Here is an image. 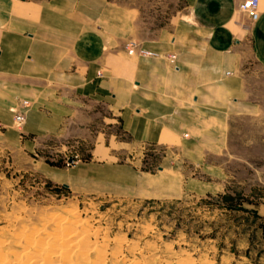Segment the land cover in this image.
I'll list each match as a JSON object with an SVG mask.
<instances>
[{
    "label": "crops",
    "instance_id": "0c3cea01",
    "mask_svg": "<svg viewBox=\"0 0 264 264\" xmlns=\"http://www.w3.org/2000/svg\"><path fill=\"white\" fill-rule=\"evenodd\" d=\"M171 1L0 0V143L80 133L85 156L44 163L65 186L219 191L233 120L261 110L249 84L264 83V0L253 22L242 0Z\"/></svg>",
    "mask_w": 264,
    "mask_h": 264
},
{
    "label": "rangeland",
    "instance_id": "374dc122",
    "mask_svg": "<svg viewBox=\"0 0 264 264\" xmlns=\"http://www.w3.org/2000/svg\"><path fill=\"white\" fill-rule=\"evenodd\" d=\"M158 1L154 13L174 7ZM249 86L261 110L233 120L214 193L143 199L114 186H65L44 163L85 156L80 133L45 137L32 149L0 143V256L8 264L29 255L97 264L101 253V264H264V83ZM157 153L147 151V159ZM74 231L87 239L83 259L63 244Z\"/></svg>",
    "mask_w": 264,
    "mask_h": 264
},
{
    "label": "bare ground",
    "instance_id": "6f19581e",
    "mask_svg": "<svg viewBox=\"0 0 264 264\" xmlns=\"http://www.w3.org/2000/svg\"><path fill=\"white\" fill-rule=\"evenodd\" d=\"M55 232V231H54ZM77 232V231H76ZM87 232V231H86ZM75 231L74 232H72V233H68V234H66V237H65V240H66V243H65V241L63 242V244H66L67 245V247H71L70 248V251H77L76 253H80V254H82V255H80L81 256V258L83 259L84 257V252L86 251V249L89 247L88 246V243H87V239H86V237L83 235H78V236H75ZM86 235V234H85ZM57 236V235H56ZM53 239H54V237H53ZM55 240H57V239H55ZM30 242V241H29ZM28 242V243H29ZM89 242V241H88ZM30 244V243H29ZM66 245H64V246H66ZM61 246V245H60ZM91 247V246H90ZM55 248H57V247H55ZM54 249V248H53ZM56 250V249H55ZM61 250V249H60ZM66 250V249H65ZM62 251V250H61ZM69 251V252H70ZM55 252H57L56 254H55V256L57 255V254H60V251H59V248L55 251ZM64 253V252H63ZM99 253V252H98ZM97 253V254H98ZM34 254V253H33ZM84 254V255H83ZM19 255V254H18ZM23 255V254H22ZM22 255H21V257H22ZM62 255V254H61ZM100 255V254H99ZM54 256V257H55ZM63 256H66V255H63ZM62 256V257H63ZM67 257V256H66ZM78 257V256H77ZM12 258H14V257H12ZM102 258H104L103 256H102V253H101V255H100V258H97L98 259V263L97 264H101V260H102ZM14 259H16V257L14 258ZM22 259L23 258H17V260H15V261H22ZM66 259V260H65ZM64 260H60V261H56V262H49V261H45V259H43V257H40V256H38V255H29L28 257H25V259L22 261V264H72V262H69V260H68V258H65ZM13 260V259H12ZM85 260V259H84ZM7 261H9V259L7 260ZM6 261V259H4V257H2V255L0 256V264H8V262ZM11 261V260H10ZM25 261V263H23ZM90 261V260H89ZM88 261V263H90ZM95 261V260H94ZM11 262H14V260L13 261H11ZM16 263V262H15ZM93 262H91V264H92ZM19 264H21V263H19ZM76 264V263H75ZM81 264H84V262H81Z\"/></svg>",
    "mask_w": 264,
    "mask_h": 264
},
{
    "label": "built area",
    "instance_id": "2783aa9c",
    "mask_svg": "<svg viewBox=\"0 0 264 264\" xmlns=\"http://www.w3.org/2000/svg\"><path fill=\"white\" fill-rule=\"evenodd\" d=\"M237 10L240 13L244 14L249 21L253 22L258 17L257 0H242L237 6ZM128 52L131 53V49H129ZM174 59H175V55L169 54L168 62L173 68L176 67L174 63ZM23 120H24L23 110L16 109L13 115L14 126L20 128L21 124L23 123ZM71 159H72L71 157H67L66 162L70 161Z\"/></svg>",
    "mask_w": 264,
    "mask_h": 264
}]
</instances>
